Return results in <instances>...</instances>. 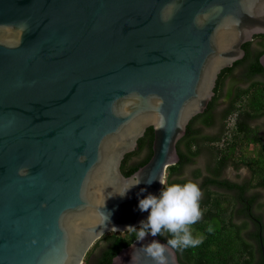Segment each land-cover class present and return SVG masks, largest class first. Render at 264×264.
<instances>
[{"label":"water","instance_id":"water-1","mask_svg":"<svg viewBox=\"0 0 264 264\" xmlns=\"http://www.w3.org/2000/svg\"><path fill=\"white\" fill-rule=\"evenodd\" d=\"M257 35L264 0H0V264H82L105 234L139 227L138 199L158 194ZM150 127V159L123 175ZM153 239L166 243L134 240L112 264L135 250L133 264H154L140 249Z\"/></svg>","mask_w":264,"mask_h":264},{"label":"trees","instance_id":"trees-1","mask_svg":"<svg viewBox=\"0 0 264 264\" xmlns=\"http://www.w3.org/2000/svg\"><path fill=\"white\" fill-rule=\"evenodd\" d=\"M256 39L260 42V49L251 51V43H246L242 46L245 50L244 58L235 62L232 67L221 71L214 88L215 96L204 113L197 115L189 122L185 136L177 144L179 162L166 170L164 184L185 183L186 180L180 181L173 177L202 154L204 148L207 147V152L211 156L212 165L210 164L208 171L212 175L200 186L205 190L199 204L202 216L190 226L194 238L201 239V243L195 247L174 249L182 264H262L264 217L258 216L261 227L256 226L254 231H247L246 224L234 222L233 198L209 190L210 185H223L243 191L238 185L217 180L222 169L229 163L235 167L242 165L248 167L253 174L252 186L264 189V144L257 134V129L250 123L264 117V69L259 63V57L264 53V35H257L254 37V40ZM236 69H241L240 78L249 84L244 88H230L225 97L228 100V106L218 115L215 109L217 101L223 95L224 80ZM233 115L235 118L232 123L228 119ZM199 123L205 127L219 125L218 135H202L200 128L196 126ZM152 141L153 130L150 127L138 140L137 149L124 157L121 163L123 175L130 176L148 162L152 155ZM141 151H145L144 157L138 162L130 163L131 157ZM200 174V170H196L193 172V177L197 178ZM241 194L239 193V198L242 197ZM255 197L250 198L249 203L256 201ZM239 213L247 215L248 207L245 206ZM158 236L165 242L171 238L168 233ZM101 239L112 242L113 247L110 248L112 251L110 250L109 255L111 258L132 243L135 235L129 231L111 232Z\"/></svg>","mask_w":264,"mask_h":264},{"label":"clouds","instance_id":"clouds-1","mask_svg":"<svg viewBox=\"0 0 264 264\" xmlns=\"http://www.w3.org/2000/svg\"><path fill=\"white\" fill-rule=\"evenodd\" d=\"M153 181L157 180H150L147 184L150 185ZM140 183L141 181L137 179L118 195L122 198L126 197L128 191ZM159 183L163 184L162 181ZM145 191L146 189H140L141 193ZM200 198L201 190L193 181L164 184L158 194L148 193L138 199V209L141 212H147V216L138 222L139 227L128 225L124 230L133 233L137 242L143 241L149 235L156 237L162 233L170 234L171 238L167 239L166 243L153 239L140 248L154 261V264H168L166 255L168 248L185 249L201 243V239L194 238L190 228L202 216L199 206ZM132 247L135 248V245ZM135 255L136 250L131 255L130 264H133Z\"/></svg>","mask_w":264,"mask_h":264},{"label":"flooded vegetation","instance_id":"flooded-vegetation-1","mask_svg":"<svg viewBox=\"0 0 264 264\" xmlns=\"http://www.w3.org/2000/svg\"><path fill=\"white\" fill-rule=\"evenodd\" d=\"M255 40L253 39L252 42H250V50H255L252 46L253 42ZM235 73V72H234ZM234 73L228 77H226V79L224 80V86L223 89L225 88V92L228 91V89L235 87L237 84H241V82H246L245 80H242V78H240V72H237L238 74L234 75ZM226 82H230L229 87H226ZM235 84V85H234ZM228 93V92H227ZM224 90H223V96H224ZM194 162V161H193ZM230 164V163H229ZM190 165V164H188ZM187 165V166H188ZM186 166V167H187ZM231 166L235 169L238 170L240 168H247L248 167L242 165L240 167H235L232 163ZM184 167V169L186 168ZM228 168V165L223 168L221 174L217 177V180L220 182H228L230 184H235L238 185L239 187H241L243 189L242 192L239 191V189H235V188H228L227 186H213L210 185L209 188L214 191L217 192L219 194H223V195H228L231 196L233 198V205H234V213H233V219L234 222L236 220L237 224H246V229L247 231H254L256 229V226L261 227V221L258 218L257 214L255 213V208H256V203L255 201H253L252 203H249V199L252 197H255V192H252L255 190V188L252 186V179L250 178H246L243 179L241 182L239 181H234L232 180L229 176H226L224 174V170ZM184 169L182 170L181 173H179L178 175L183 174ZM249 171H251L249 169ZM201 177V175L199 176ZM206 176L202 177L201 180V185L203 184L204 180H205ZM195 180V179H194ZM193 180V181H194ZM204 190V189H203ZM264 190V189H263ZM205 192V191H204ZM239 193H242L241 196L239 198ZM258 196L256 195L255 198H257ZM248 207V214H244V213H239L240 210H242V208ZM112 242L106 239H99L97 240L93 246L90 248V250L88 251L84 261L82 264H112V259L115 256H112L111 258L109 257L110 255V250L112 251ZM109 258L111 259L109 262Z\"/></svg>","mask_w":264,"mask_h":264},{"label":"rangeland","instance_id":"rangeland-1","mask_svg":"<svg viewBox=\"0 0 264 264\" xmlns=\"http://www.w3.org/2000/svg\"><path fill=\"white\" fill-rule=\"evenodd\" d=\"M253 48L255 50H258L261 48V45H260V42L258 39H256L253 44H252ZM241 69H236L234 72V75L238 74L237 72H240ZM229 84L230 82H226V87H229ZM249 84V82H241V84H237L234 88L236 87H246L247 85ZM235 85V84H234ZM225 87V86H224ZM224 90V96L222 95V97H220V99L217 101V106H216V109H215V112L219 115L223 112V110L228 106V100L225 98L226 95H227V92H225V88L223 89ZM227 90H229L227 88ZM234 118L235 116L233 115L231 118H229L228 120L231 121L232 123L234 122ZM227 121V120H226ZM226 121L224 123L225 127H226ZM251 123V126L253 128H256L257 129V134L260 136L261 140H262V143L264 144V117L262 118H259L257 120H254ZM197 128H200L201 130V134L202 135H207V136H216L218 135L219 133V130H220V126L215 124L214 126L212 127H205L203 125H201L200 123L196 125ZM182 147V146H181ZM205 164H206V159H205V155L204 153L199 155L197 158L194 159V162H192L190 165H188L185 169H184V172L183 174L181 175H177L175 177H173L174 179H177V180H186V181H193L194 179V182L198 184L200 190H201V198H200V201L203 199L204 197V190L201 189L200 187V184H201V180H202V177L205 175ZM196 170H201V177H197V178H194L193 177V172L196 171ZM224 174L226 176H229L232 180L234 181H242L243 179H246V178H250L252 179V172L249 171V169L247 168H240L238 170H235L232 166H231V163L228 164V168H226L224 170ZM252 192H255V194L258 196L255 203H256V208H255V213L257 214V216L259 217H264V190L262 188H255L254 191ZM200 201H199V204H200ZM264 219V218H263ZM236 222V220H235Z\"/></svg>","mask_w":264,"mask_h":264},{"label":"crops","instance_id":"crops-1","mask_svg":"<svg viewBox=\"0 0 264 264\" xmlns=\"http://www.w3.org/2000/svg\"><path fill=\"white\" fill-rule=\"evenodd\" d=\"M204 153V155H205V159H206V164H205V175L204 176H206V178H208V177H211V172L210 171H208V169H209V167H210V164H211V156H210V154L207 152V147L206 148H204L203 149V151H202V154ZM213 154V153H212ZM201 155V154H200ZM212 165V164H211ZM200 172H201V170H200ZM193 174V173H192ZM200 175H202V174H200ZM205 178V179H206ZM200 186H201V184H200ZM209 190H211L210 188H209ZM205 191V190H204ZM212 191V190H211Z\"/></svg>","mask_w":264,"mask_h":264}]
</instances>
